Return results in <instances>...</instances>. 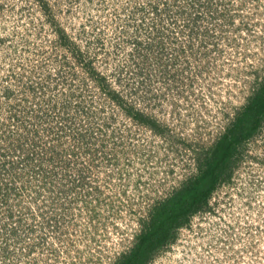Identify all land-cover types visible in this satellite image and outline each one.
<instances>
[{
  "label": "rangeland",
  "instance_id": "1",
  "mask_svg": "<svg viewBox=\"0 0 264 264\" xmlns=\"http://www.w3.org/2000/svg\"><path fill=\"white\" fill-rule=\"evenodd\" d=\"M152 53L167 65L159 79ZM263 85L264 0H0L6 126L20 124L33 96L63 94L95 140L84 172L49 179L30 162L8 182L0 223L16 231L5 232L0 264L125 261L142 221L198 173L195 152L207 168ZM39 108L34 119L49 105ZM217 173L207 201L133 264H264V115Z\"/></svg>",
  "mask_w": 264,
  "mask_h": 264
},
{
  "label": "snow or ice",
  "instance_id": "2",
  "mask_svg": "<svg viewBox=\"0 0 264 264\" xmlns=\"http://www.w3.org/2000/svg\"><path fill=\"white\" fill-rule=\"evenodd\" d=\"M166 2L167 0H164V3ZM192 23L194 24L195 21ZM170 24L171 21H169ZM180 27L183 28V24ZM151 55L156 62L149 60V67L157 69L152 72V75L159 79L158 72L164 71L167 65L161 68L156 54ZM153 82L149 81L150 84ZM41 103L48 104L49 108L44 109L41 115L34 119L33 115L40 111ZM54 105H58V111ZM71 108H74V105L70 96L66 97L61 94L57 100L53 101L51 96L45 98L41 95L39 98L33 96L27 107L19 109L22 113L19 125L8 128L4 118L0 116V203H3L2 198L9 194L6 191L8 182L13 178L20 179L25 173V166L30 162L31 168L34 169L33 176L35 171L43 170L45 177L50 179L48 174L51 172L61 181L63 176L70 175L69 168L76 172H84L92 164L94 156L85 160L80 159L81 156H87L90 151H93L88 148L89 144L95 143L93 135H90L92 130L87 126L86 121L76 122L75 113H69ZM51 111H56V117H52V121H49L44 116L50 114ZM57 117L64 119L65 124L61 125ZM64 128L69 130L63 131ZM5 141H8L7 145ZM10 156H18V159L12 160ZM16 170H19V175ZM88 174L90 175V172ZM5 177H8V180H5ZM57 215L59 213L53 212V219ZM3 220L4 215L0 213V221ZM15 224H19V221ZM56 227L57 225L53 226V231ZM29 230L30 222H25L21 226V231L27 233ZM6 231H16L15 225L0 223V254H6L4 249L10 240V237L5 235ZM23 238L18 232L16 239Z\"/></svg>",
  "mask_w": 264,
  "mask_h": 264
},
{
  "label": "trees",
  "instance_id": "3",
  "mask_svg": "<svg viewBox=\"0 0 264 264\" xmlns=\"http://www.w3.org/2000/svg\"><path fill=\"white\" fill-rule=\"evenodd\" d=\"M57 32L65 39L64 43H70L68 45L70 48L73 42L66 39L65 32L60 28H57ZM111 95L116 97L115 93L111 92ZM128 112L133 113V116L139 120L146 119L138 111L128 110ZM263 115L264 85L254 95L247 108L239 114L228 134L224 135L221 141L216 144L213 155L206 161L207 168L203 169L202 156L199 151L195 152L198 173L194 179H190L184 187L173 192L161 205L157 206V210L151 213L147 222L142 221L143 227L138 242L131 248L126 260L119 264H133L136 261L141 263L149 251L166 241L172 228L187 219L190 210L197 209L207 201L209 194L215 188L218 177L217 170L234 151L236 144L251 135ZM152 124L156 127L154 122Z\"/></svg>",
  "mask_w": 264,
  "mask_h": 264
}]
</instances>
